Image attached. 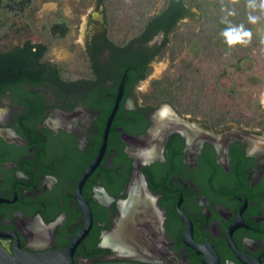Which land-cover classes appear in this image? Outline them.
<instances>
[{
	"label": "flooded vegetation",
	"instance_id": "flooded-vegetation-1",
	"mask_svg": "<svg viewBox=\"0 0 264 264\" xmlns=\"http://www.w3.org/2000/svg\"><path fill=\"white\" fill-rule=\"evenodd\" d=\"M101 4L84 33L86 77L48 78L0 96V245L12 256L62 252L87 231L75 264H264V95L256 110L179 108L144 77L173 34L153 27L114 41ZM124 75L105 150L79 190ZM165 126L174 129L161 152L139 161L135 141ZM137 189L158 212L132 218L162 226L144 238L161 245L148 256L111 238L136 210L126 202Z\"/></svg>",
	"mask_w": 264,
	"mask_h": 264
},
{
	"label": "rangeland",
	"instance_id": "rangeland-1",
	"mask_svg": "<svg viewBox=\"0 0 264 264\" xmlns=\"http://www.w3.org/2000/svg\"><path fill=\"white\" fill-rule=\"evenodd\" d=\"M149 1L105 0L101 5L109 23V37L121 42L138 35L145 22L160 13L166 4V0ZM99 4L97 0H30L23 12L0 6V51L26 41L40 43L47 47L44 60L63 70L65 80L84 78L88 73L84 33L92 16L99 14ZM188 8L191 16L179 22L175 39L173 34L166 53L153 64L148 81L159 80L162 87L174 81L182 85L174 93L175 104L186 111L256 110L255 103L264 95V24L259 21L252 28L258 46L241 42L239 54L234 57L233 49L218 40V53L207 56L202 45L197 50L186 43L179 47L180 37L186 38L192 28L198 33L205 24L211 27L196 6L189 4ZM57 23L69 27L64 38L52 34V26ZM172 48L176 52L174 60ZM191 65L196 69V72L190 70L195 81H191V86L179 83Z\"/></svg>",
	"mask_w": 264,
	"mask_h": 264
},
{
	"label": "trees",
	"instance_id": "trees-1",
	"mask_svg": "<svg viewBox=\"0 0 264 264\" xmlns=\"http://www.w3.org/2000/svg\"><path fill=\"white\" fill-rule=\"evenodd\" d=\"M97 1L105 2V0ZM29 3L30 0H0V6L10 11L19 10L23 12ZM252 3H255L256 7H252ZM189 4H193L200 10L206 19V23L211 27H206L205 24L201 32L198 33H195V29L192 28L186 38L180 37L181 44L179 47L186 43L197 50V47L202 45L203 52L207 56H209L208 54L211 56L214 52L218 53V40H222L225 46L233 49L234 57L239 54L238 49L241 48V42L229 45L228 37L223 34L225 29L243 25L244 29L252 32L256 22L261 21L264 24V9L259 7L260 0H166L164 9L145 22L138 33L139 37H143L150 29L156 27L157 29L164 28L167 33L174 34L175 39L179 28L177 23L191 16ZM250 15L256 16L257 19L254 22L250 21ZM51 31L55 37L64 38L69 32V27L65 23H57L52 26ZM246 43L253 47L255 44L258 46V42L252 34ZM262 50L264 51V46ZM166 51L164 50L162 56ZM46 52L47 47L45 45L31 41L0 51V96L5 94L7 90H13L18 86L22 87L30 83H43V80L48 78L63 81V70L44 60ZM170 52L171 59L174 60L175 48H172ZM194 68L191 65L187 73L179 79V83L191 86V81H195V75L190 70L196 72ZM151 72L152 68L148 69L144 77H147ZM162 84L163 82L159 80L153 81L155 93L174 95L182 86L175 81L169 83L167 87H162Z\"/></svg>",
	"mask_w": 264,
	"mask_h": 264
},
{
	"label": "water",
	"instance_id": "water-1",
	"mask_svg": "<svg viewBox=\"0 0 264 264\" xmlns=\"http://www.w3.org/2000/svg\"><path fill=\"white\" fill-rule=\"evenodd\" d=\"M127 80L126 75L123 76L118 90V96L114 105V108L109 116L108 122L105 128V134L102 141L100 152L96 158V160L86 169L83 173L82 178L79 182V190L81 185L86 180V178L93 172L95 167L98 165L101 156L106 147L107 135L109 132L110 124L115 116V113L119 107V101L123 94L124 84ZM174 128L172 126H165L163 131L160 133H154L155 129L149 131L148 135L142 137L141 139L135 141L137 145L140 146L139 152V161L144 164L149 163L161 152L163 149L165 142L169 136V133ZM138 175L142 176L141 166H138ZM141 177L140 185L141 189L144 186V181ZM127 207H137L135 211L131 212L130 209L127 213H125V217L119 222L118 229L113 232L111 238L113 240V244L120 249L136 255L139 252V255L148 256L157 248L156 243H149L148 241H144L148 235L154 234L157 236L162 231V226L158 222H153L152 225L148 226L145 222L142 224L135 221L134 218L140 214L146 215L149 211L151 214H157L158 209L156 206V200L152 197L148 198L144 196L141 191L136 190V195L132 196L127 202ZM137 222V223H136ZM86 232L81 233L78 237L75 238L71 247L66 251L62 252H50V253H42V254H29L22 251H16L12 256L10 255L1 245H0V264H75L72 253L76 246L80 243L83 237L86 235ZM139 236V237H138ZM143 239V240H142ZM142 240V241H141ZM144 241V242H143ZM158 249V248H157ZM156 249V250H157ZM140 259V258H137ZM144 259V258H143ZM142 260V259H140ZM111 264H131V263H111Z\"/></svg>",
	"mask_w": 264,
	"mask_h": 264
},
{
	"label": "clouds",
	"instance_id": "clouds-1",
	"mask_svg": "<svg viewBox=\"0 0 264 264\" xmlns=\"http://www.w3.org/2000/svg\"><path fill=\"white\" fill-rule=\"evenodd\" d=\"M252 7H256L255 3H252ZM259 7L264 9V0H260ZM257 19L256 16H249V20L254 22ZM224 35L228 37V44L232 45L237 42H247V39L251 37L250 30L244 29L243 25L229 27L224 30Z\"/></svg>",
	"mask_w": 264,
	"mask_h": 264
},
{
	"label": "bare ground",
	"instance_id": "bare-ground-1",
	"mask_svg": "<svg viewBox=\"0 0 264 264\" xmlns=\"http://www.w3.org/2000/svg\"><path fill=\"white\" fill-rule=\"evenodd\" d=\"M157 246H158V248H160V247H161V245H159V243L157 244Z\"/></svg>",
	"mask_w": 264,
	"mask_h": 264
}]
</instances>
